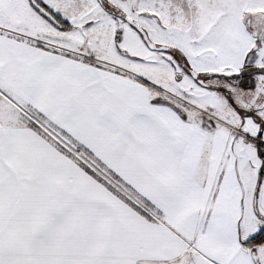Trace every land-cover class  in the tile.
Returning <instances> with one entry per match:
<instances>
[{"label": "snow or ice", "instance_id": "1", "mask_svg": "<svg viewBox=\"0 0 264 264\" xmlns=\"http://www.w3.org/2000/svg\"><path fill=\"white\" fill-rule=\"evenodd\" d=\"M0 264H264V0H0Z\"/></svg>", "mask_w": 264, "mask_h": 264}]
</instances>
